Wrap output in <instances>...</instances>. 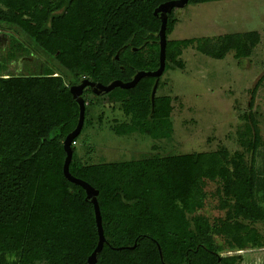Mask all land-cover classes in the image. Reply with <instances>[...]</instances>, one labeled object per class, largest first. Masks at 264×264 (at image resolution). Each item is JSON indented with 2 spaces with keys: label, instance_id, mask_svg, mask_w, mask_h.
<instances>
[{
  "label": "trees",
  "instance_id": "trees-1",
  "mask_svg": "<svg viewBox=\"0 0 264 264\" xmlns=\"http://www.w3.org/2000/svg\"><path fill=\"white\" fill-rule=\"evenodd\" d=\"M170 1L175 0H0V32L14 27L29 41L12 33L0 48V264H87L98 241L93 206L85 191L62 173L63 141L79 116L69 88L83 78L106 86L128 83L139 71H155L160 20L153 12ZM220 1L226 0H188L187 5ZM174 14L168 15L166 38ZM258 43L256 32L224 36L217 49L205 38L167 39L164 72L190 45L218 60L232 50L239 60ZM39 50L49 59L39 71H10L13 63ZM63 71L74 78L69 85ZM263 78L248 104L253 131L248 168L232 161V171L215 155L201 153L84 165L72 144L69 173L98 191L105 244L96 264H233L212 242L199 239L210 229L207 220L199 216L189 221L187 214L202 206L201 178L219 177L225 183L222 205L232 190L236 202L250 208L252 221L264 224V149L252 113ZM154 82L145 77L131 89L97 96L119 104L129 117L113 127L114 134L170 138L171 98L157 96L159 79L151 114ZM86 115L85 107L82 130ZM217 232L232 236L225 226ZM237 240L264 248L258 233H244Z\"/></svg>",
  "mask_w": 264,
  "mask_h": 264
},
{
  "label": "rangeland",
  "instance_id": "rangeland-1",
  "mask_svg": "<svg viewBox=\"0 0 264 264\" xmlns=\"http://www.w3.org/2000/svg\"><path fill=\"white\" fill-rule=\"evenodd\" d=\"M175 14L167 35L169 41L205 38L210 47L213 45L217 49L224 36L256 32L259 43L251 49L248 57L239 60L232 50L218 60L190 45L168 64L157 92L159 97L171 98L172 134L168 139L151 140L137 134H114L113 127L129 122V117L124 115L119 104L87 92V122L73 143L78 162L93 165L140 160L155 155L201 153L215 155V160H221L224 167L232 171L233 167L229 165L232 161L240 160L247 168L250 166L253 131L247 115L251 92L264 76V0L189 4L178 15ZM2 30L16 33L29 42L14 27H2ZM38 55L36 62L32 56L22 57L18 61L17 72L10 71L16 74L39 71L44 61L49 59L41 50ZM51 64L56 66L54 62ZM62 74L67 85L74 81L68 72L63 71ZM252 113L264 149V78L256 91ZM224 184L219 177L201 178L198 198L202 206L188 213L187 219L191 221L199 216L206 219L210 229L203 239L202 236L199 239L212 242L221 256L233 264H264V256H257L264 252V248L242 246L237 240L244 233H258L264 237V224L252 221L250 208L244 202H236L232 190H228L229 199L222 205ZM221 226L227 227L232 236L218 234ZM237 246H242V249L237 250Z\"/></svg>",
  "mask_w": 264,
  "mask_h": 264
},
{
  "label": "water",
  "instance_id": "water-1",
  "mask_svg": "<svg viewBox=\"0 0 264 264\" xmlns=\"http://www.w3.org/2000/svg\"><path fill=\"white\" fill-rule=\"evenodd\" d=\"M187 4H188V0L170 1V2H166V3L159 5L153 12V15L158 17L160 20V29L157 34V37H158L157 43L159 46V56H158L159 66L155 71H149V72L139 71L133 76L132 80L128 83H123L121 81H113L109 85L105 86L99 83L91 82L87 79H83L77 86H72L69 88V92L73 100L78 105L79 116H78V122H77L75 129L71 133H69L63 141L65 159L63 163L62 173H63L64 178L67 179L70 183L80 186L85 191L86 199L93 206L95 224H96V229H97V234H98V241H97L96 248L94 249V251L91 253V255L87 259V264H96L97 254L100 253V251L102 250L103 245L105 244V238L103 235L101 214H100V210H99V206L97 202L98 191H96L86 182L73 177L69 173V165L72 161V154H73L72 144L74 143V140L80 135L83 124H84V119H85L86 103L82 97L83 91L86 88H89L90 91L94 95L98 96L100 94H107L116 88L125 89V90L131 89L135 87V85L142 78H145V77L154 78L155 82L153 84V87L150 93L151 114H152L154 110V99H155L156 92H157L158 82H159L160 77L164 73L165 65H166L165 52H166V43H167L166 28H167L168 15L172 11H174L175 13L176 10H178V12H176L175 15H178L179 11L182 10ZM7 40H8L7 35L0 36V48L6 46ZM115 59H118V53L115 56ZM158 251H159L160 258H161V251H160L159 246H158Z\"/></svg>",
  "mask_w": 264,
  "mask_h": 264
},
{
  "label": "flooded vegetation",
  "instance_id": "flooded-vegetation-1",
  "mask_svg": "<svg viewBox=\"0 0 264 264\" xmlns=\"http://www.w3.org/2000/svg\"><path fill=\"white\" fill-rule=\"evenodd\" d=\"M2 35H7V37H8V36L11 35V34L2 31V32H0V36H2ZM7 42H8V40H7ZM26 47H27L28 49H30V51L32 50L31 47H30L29 45H26ZM34 54H36V55H34ZM30 56H32V57L35 58V59L33 60L34 62H36L37 59H38V57H40V55H38L37 52H33ZM30 56L25 57V58H29ZM44 62H46V61H44ZM11 66H12L11 68H13V71L15 70V72H17V70L19 69V65H18V63H13ZM160 78H161V77H160ZM83 79H86V78H83ZM83 79H81V80H83ZM81 80L79 81V83L81 82ZM79 83H77V84H75V85H72V86H77ZM72 86H71V87H72ZM89 91H90V89H89V88H86V89L83 91V94L86 93V92H89ZM90 92H91V91H90ZM91 93H92V92H91ZM83 94H82V97H83ZM86 94H87V93H86ZM92 94H93V93H92ZM93 95H94V94H93ZM96 96H97V95H96ZM83 125H84V124H83ZM81 131H82V130H81Z\"/></svg>",
  "mask_w": 264,
  "mask_h": 264
},
{
  "label": "crops",
  "instance_id": "crops-1",
  "mask_svg": "<svg viewBox=\"0 0 264 264\" xmlns=\"http://www.w3.org/2000/svg\"><path fill=\"white\" fill-rule=\"evenodd\" d=\"M12 66H10V70H13V68H11ZM257 256H264V252L261 255H257Z\"/></svg>",
  "mask_w": 264,
  "mask_h": 264
}]
</instances>
